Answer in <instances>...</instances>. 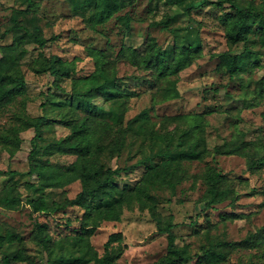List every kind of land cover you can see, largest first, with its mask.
Returning <instances> with one entry per match:
<instances>
[{
	"label": "rangeland",
	"instance_id": "rangeland-1",
	"mask_svg": "<svg viewBox=\"0 0 264 264\" xmlns=\"http://www.w3.org/2000/svg\"><path fill=\"white\" fill-rule=\"evenodd\" d=\"M37 1L45 34H60L58 40L47 44L46 54L74 60L76 71L72 76L76 77L87 75L95 69L94 59L87 51L88 46L108 48L115 56L125 44L143 51L146 40L151 35L163 49L172 53V34L151 23L170 13L174 25L185 26L189 15L183 8L198 0H182L181 7L138 0L135 5L122 10L123 13L129 11L132 15L131 28L128 30L116 17L95 28L91 27L89 18L94 11V0H81L80 13L73 9L70 0ZM261 1L264 0H256L257 3ZM13 6L25 5L19 0H0V48L4 52L10 51L8 43L11 40L9 37L2 39L1 33L11 21L25 23L27 20V14L13 11ZM222 13V9L211 4L192 8L193 17L201 22L203 54L190 64L183 51L180 48L176 50L174 57L179 69L180 92L177 97L163 99L159 87L152 85L155 81L152 71L139 70L126 59L117 60L118 73L122 76L119 85L130 95L125 119L147 109L150 114L149 121L154 128L167 131L177 126H187V123L170 119L169 116L191 114L203 118L206 149L210 152L202 159L184 161L187 176L177 185L175 191L161 183H155L153 188V192L164 201L159 210L163 215L172 211L175 221L179 223L174 229V245L177 248L188 245L191 253L199 251L202 244L217 239L241 241L264 226V166L249 168L243 156L213 152L216 144L225 141L237 145L244 139L257 140L264 145V28L253 22L248 40L236 45V51L241 52L248 48L255 55L249 58V66L242 69L238 76L230 77L229 73L218 69L219 59L213 55L228 48L224 25L220 22ZM194 23L192 21L191 25ZM28 49L22 65L27 81V92L24 95L27 99V113L30 116L45 114L49 118L58 119L65 106L56 101H67L72 89V78L54 82L53 75L36 73L33 67L39 48L30 44ZM158 83L162 86L166 84L164 80ZM255 91L257 95L254 94ZM87 97L101 101L99 93ZM16 106L17 103L0 110V131L15 122L13 112L17 109ZM69 131V127L62 121L52 122L44 128L42 143L64 137ZM178 133L179 130H176V135ZM19 134L21 146L14 155L0 149V169L9 170L7 173H0V191L12 186L21 193L23 199L17 209L0 206V231L14 229L24 236L30 259L16 261L14 264H57L55 258L60 251V245H57L53 254L48 255L47 250L42 249L33 238L34 223L36 220L49 223L50 233L60 242L76 234L84 210L78 206H69L51 215L30 212L26 197L34 192L28 188V183L38 180L36 175L27 172L31 138L35 131L30 127L21 130ZM142 139L138 135L128 137L127 145L119 154L106 153L104 163L112 167L132 165L153 146L148 140ZM60 148L65 150L66 146L61 144ZM162 158L156 157L149 163L155 164ZM49 159L53 164L66 166L76 159V155L55 153ZM207 165L215 166L227 174L238 195L235 204L225 201L214 208L205 207L207 185L204 172ZM11 171L17 173L12 174ZM145 171L144 165L128 169L116 178V182L121 188L136 186ZM80 189V182L75 181L64 188L49 189V196L62 200L65 196L74 197ZM118 196L116 194L104 203H111ZM194 220L196 223H191ZM117 231L123 233L122 244L125 245L124 253L118 259L119 264H147L160 260L167 251L166 234L159 233L149 210L138 204L132 208L125 207L120 221H102L96 232L88 238L89 241H85L80 248L72 249L67 246V249L80 263L94 264L92 249L102 255L109 235ZM14 250V246L8 245L0 249L1 252L10 254ZM182 264H195V261L190 259ZM219 264H264V246H237Z\"/></svg>",
	"mask_w": 264,
	"mask_h": 264
},
{
	"label": "trees",
	"instance_id": "trees-1",
	"mask_svg": "<svg viewBox=\"0 0 264 264\" xmlns=\"http://www.w3.org/2000/svg\"><path fill=\"white\" fill-rule=\"evenodd\" d=\"M19 1L25 6H13L12 10L26 13V22L11 21L1 33L2 39L9 37L11 41L8 43L9 52H4L0 48V110L16 103L17 109L13 112L15 122L0 131V149L7 151L11 156L14 155L21 146L20 131L33 127L35 134L31 138L32 147L28 154L27 172L36 175L38 180L28 183V188L34 192L26 197L30 212L51 215L69 206H78L84 210L76 234L60 242L50 233L49 223H40L36 220L33 227V238L36 243L47 250L48 255L53 254L57 245H60V251L55 258L57 264H82L72 257L67 246L72 249L80 248L85 241H89L88 238L96 232L102 221H120L125 207L132 208L138 204L141 208L149 210L159 233L166 234L168 241L165 255L160 260L147 264H182L190 259H194L195 264H219L226 260L230 251L237 246H264V226L241 241L217 239L202 244L200 250L195 253H191L188 245L181 248L174 245V229L179 223L175 221L172 211L163 215L159 210L164 201L153 192V188L155 183H161L175 191L177 185L187 176L184 161L202 159L210 152L206 149L204 121L199 115H173L168 118L187 123V126L158 131L149 121L150 114L147 109L125 119L130 95L119 85L122 76L119 75L117 68V60L126 59L139 70L153 72L155 81L152 85L159 87L163 99L179 96V69L174 57L175 52L180 48L190 64L202 56L201 22L193 17L192 8L211 4L223 10L220 22L224 25L228 44L227 49L213 54L219 59L218 69L229 73L230 77L238 76L242 69L249 66V58L254 56L255 52L248 48L238 52L235 47L238 43L248 40L253 22L264 28V1L259 3L256 0L192 1L186 7H182L189 15L185 26L174 25L170 13L151 23L153 26L167 29L172 34V53L163 49L151 35L148 36L143 51L125 44L115 56L108 48L88 46L87 51L94 59L95 69L87 75L76 77L72 76L76 71L74 60L69 61L56 54H46L47 44L58 40L60 34L50 36L45 34L39 14V2ZM70 1L73 9L80 13L81 0ZM137 1L94 0V11L89 18L90 26L95 28L116 17L125 29H130L132 15L129 11L123 13L122 10L135 5ZM151 1L181 7L182 0ZM192 21L195 22L194 25H191ZM30 44H35L39 48L33 67L36 73H49L54 76V82L72 78V89L67 101L62 99L56 101L59 105L65 106L61 109L58 119L49 118L45 114L30 116L27 113V99L24 97L27 92V81L22 65ZM162 80L166 82L164 86L158 83ZM95 93H99L101 101L87 97ZM260 93H263V88ZM254 94L257 95V91ZM55 121H62L69 127V133L64 137L42 143L44 128ZM176 130H179L177 135ZM137 135L143 138L142 141L148 140L153 145L149 152L129 166L112 167L104 163L106 153L119 154L127 145L128 137ZM61 144L66 146L65 150L60 148ZM213 152L243 156L249 168L264 166V145L261 141L244 139L237 145L225 141L216 144ZM55 153L75 154L76 159L66 166L53 164L49 157ZM156 157L163 158L155 164H150L149 161ZM140 165H144L146 171L138 184L121 188L116 178L122 172ZM2 172L7 173L9 170L0 169V173ZM204 180L207 185L204 195L205 207L214 208L225 201L235 204L238 195L226 173L215 166L207 165ZM75 181L80 182L81 189L74 197L65 196L58 200L49 196L51 188H64ZM116 194L119 196L115 201L104 203ZM22 199L21 193L12 186L0 191V206L17 209ZM192 222L196 223V220ZM123 237L121 231L111 233L104 244L102 255L96 249H92L94 264H119L118 259L125 250V245L122 244ZM5 245L14 246L15 250L12 254L0 251V264H14L16 261L30 259L24 236L16 230L0 231V249Z\"/></svg>",
	"mask_w": 264,
	"mask_h": 264
}]
</instances>
